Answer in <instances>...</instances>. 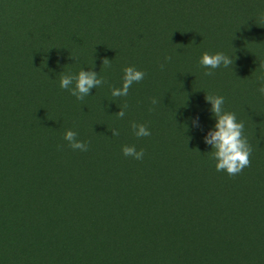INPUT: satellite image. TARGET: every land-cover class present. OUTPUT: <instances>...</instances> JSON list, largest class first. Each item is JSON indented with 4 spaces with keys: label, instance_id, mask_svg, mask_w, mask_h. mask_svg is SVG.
I'll list each match as a JSON object with an SVG mask.
<instances>
[{
    "label": "trees",
    "instance_id": "trees-1",
    "mask_svg": "<svg viewBox=\"0 0 264 264\" xmlns=\"http://www.w3.org/2000/svg\"><path fill=\"white\" fill-rule=\"evenodd\" d=\"M96 44L91 60L75 53ZM205 52L236 56L234 68L221 66L205 76L209 69L199 63ZM155 56L150 78L158 83L155 94L170 96L155 106L150 95L144 97L149 101L145 110L150 120L145 124L151 136L144 137L143 160L118 161L113 176L103 175L100 185L108 194L111 220L106 238L126 236L136 245L141 233L159 234L167 220L204 217L214 219L230 241L220 264H264V176L252 175L255 160H264V95L258 91L264 78V0H0V264H26L29 259L48 264L45 250L39 257L32 255L38 252L34 240L41 236L70 260L84 248V234L71 222L88 202L66 194L63 170L33 169L28 160L39 159L20 129L44 130L61 123L81 127L93 113L95 109L88 113L72 103L70 93L60 87L62 74L73 69L78 74L93 65L106 71L103 60L110 57L120 68H137ZM167 56L172 59L166 61ZM9 66L14 79L4 78V67ZM207 95L223 96L225 110L244 122L253 151L251 166L239 175L217 172L211 161L207 168L196 166L199 160H213L212 146L204 140L216 124ZM106 109L110 111L100 105L91 117L88 139L105 123ZM10 130L14 135L5 137ZM188 160L195 161L190 165ZM120 170L136 179L122 190L115 186ZM73 183L70 179L69 187ZM209 185L216 189L202 204V197L190 199L191 192ZM188 238L194 243L195 236Z\"/></svg>",
    "mask_w": 264,
    "mask_h": 264
},
{
    "label": "rangeland",
    "instance_id": "rangeland-1",
    "mask_svg": "<svg viewBox=\"0 0 264 264\" xmlns=\"http://www.w3.org/2000/svg\"><path fill=\"white\" fill-rule=\"evenodd\" d=\"M97 47L98 45L96 44L88 50L78 48L75 50V53H78L82 60L88 61L91 60V55L97 52ZM163 55L164 51L160 52L157 57ZM108 59L111 60V67L107 68L106 71L97 65L89 66L87 70L97 72L108 81L107 84L97 89L93 88L90 95L85 97L83 101L77 100L76 97L70 94L74 105L86 107L88 113L95 109L88 116V119L82 122L81 127L68 128V124L61 123L57 125L59 128L57 126H49L44 128L45 131L41 130V128L36 129L33 127L19 128L29 138L27 145L34 147L35 158L39 159L28 160L31 162L33 169L38 165L41 168V172L47 173L51 168L50 166L58 167L60 172L64 171L62 174L67 182L64 188L66 194L81 195L85 198V202H88V208H79L71 222L76 230L83 232L80 236L84 234L83 254L80 251L77 255L71 257L73 260H70L62 251L59 253L53 250V241L41 236L34 240L38 252L33 253V257L41 256L43 250H45L47 252L48 264H59L62 260L64 261L63 264H220V260H223L220 254L224 257L222 250L230 245V241L224 236L222 227H216L214 219L208 220L207 218V220H204L203 217L200 220L195 219V221H192L187 217H179L175 221L167 220L160 224V228H158L159 234H151L150 232L141 233L136 245H130V241L126 236H121L115 241L106 238L105 232L108 231L111 220L107 214L110 211L108 194L101 189L100 185L103 182L102 179H104L103 175L109 172L110 176H113L114 172L111 170L118 161L122 160L125 163L126 160H135L123 155L122 147L124 145H135L137 151L141 148L146 150L144 137L137 139L130 127L131 121L145 124L146 120H150V115L145 110L147 107L145 104L149 101H145L144 97L147 95H150L152 98L158 97L159 103L163 104V102H168V97L170 96L163 92L155 94V90L158 89V83L150 79L153 74L152 67L157 63L155 56L146 62L144 66L137 67L138 70L144 71L147 74L144 80L140 83H134L130 88L128 96L114 98L111 95V87H122L124 72L123 68L119 67L115 57ZM76 72V69L70 70L72 74H76ZM14 73L13 66L4 67V78L14 79L17 77ZM31 76L27 75V78ZM52 103L53 99L48 102V104ZM125 103L129 108L126 111L125 117L120 119L116 113L121 108L117 109L116 107L119 104L123 105ZM100 105H106L110 109V111L107 109L105 111L109 116L105 119L102 118L105 123L100 128L97 127L94 136L91 135L90 139H88L89 132L87 131V127L89 128L91 125V117L95 115ZM39 111L43 112L44 110ZM62 128L64 130L61 131L60 129ZM109 128L119 129L120 135L113 136V132ZM19 129L18 135H20ZM67 129L76 131L78 138L82 141L88 142L87 140H90L87 152L74 151L68 147L67 141L63 139ZM54 132H57V137L54 135ZM172 132V129H170L169 136ZM14 133L15 131L10 130L5 134V137H12ZM83 134H86V136H83ZM102 134L107 135V139L99 138ZM160 137L163 139L168 138L165 136ZM146 138L149 139V137ZM60 145H63L62 149L59 147ZM194 161L188 160L190 165ZM210 161L215 167V160H203L204 164H200L199 160L196 166L198 168H207ZM252 175L255 179L257 176L259 178L264 176V160H255V171L252 172ZM70 179H74L73 186L71 187H69ZM123 179H127L128 181H123ZM135 180V178L124 174L120 170L118 177L115 178V186L122 190L125 184L130 183L132 185ZM215 189L216 187L212 188V185H209L208 187L195 190L191 192L190 199L193 201L202 197V200L199 199L202 204L204 198L209 196V192ZM93 201L96 204H92ZM94 204L93 209H95V212L90 209ZM192 207L197 208L202 215L197 203H193ZM203 216L209 217L205 213H203ZM192 236H195L194 243L189 242L188 237ZM197 237L201 238L196 243ZM202 237L208 239V243ZM211 242L214 246H211ZM17 245L19 248H22L19 241ZM25 247L26 242L23 244V248ZM127 251L129 253L125 255ZM112 257L117 261H112L114 260ZM209 257H212L213 260ZM26 258H28L27 254ZM26 264L34 263L29 259Z\"/></svg>",
    "mask_w": 264,
    "mask_h": 264
},
{
    "label": "clouds",
    "instance_id": "clouds-1",
    "mask_svg": "<svg viewBox=\"0 0 264 264\" xmlns=\"http://www.w3.org/2000/svg\"><path fill=\"white\" fill-rule=\"evenodd\" d=\"M73 57V56H72ZM75 58V57H74ZM171 56L165 57L166 61H170ZM235 59L225 54L224 52H217L215 54L203 53L200 58V65L209 71L204 73L205 76L214 75V70L220 68L233 67ZM111 60L105 58L103 66L110 68ZM163 70L164 64L161 63ZM123 83L122 87H111V95L114 98L126 97L129 94L130 88L134 83H140L144 80L146 73L138 70L134 66H128L123 69ZM108 81L101 77L95 71H85L81 69L78 74H62L60 79V87L68 91L77 100L83 101L85 97L89 96L93 88L107 84ZM258 91L264 95V78H261V86ZM206 100L211 103V112L216 118V124L213 130L209 131L205 136V143L212 146V159L216 161L215 168L217 172H226L229 176L239 175L245 168L251 166L252 146L248 141L247 136L244 134L245 125L243 121H238L236 114L226 111L224 108L225 98L219 95H207ZM160 101L153 97L151 104L157 105ZM128 105L125 103L120 108L121 110L116 115L123 119L126 115L125 109ZM154 110L153 109H150ZM196 126H199V120H194ZM130 127L134 135L139 138L151 136V131L146 124L130 122ZM113 132V136H119V129L109 128ZM63 139L67 141L68 147L72 150H79L87 152L89 150L90 141L85 142L78 138V133L73 130H66ZM61 149L63 145L59 146ZM122 153L125 157H131L135 160H143L145 150L141 148L137 151L135 145H124Z\"/></svg>",
    "mask_w": 264,
    "mask_h": 264
}]
</instances>
